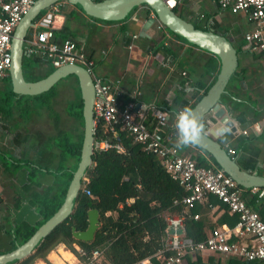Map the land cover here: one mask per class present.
I'll list each match as a JSON object with an SVG mask.
<instances>
[{
    "label": "trees",
    "instance_id": "obj_1",
    "mask_svg": "<svg viewBox=\"0 0 264 264\" xmlns=\"http://www.w3.org/2000/svg\"><path fill=\"white\" fill-rule=\"evenodd\" d=\"M178 1L175 0V6L172 10L182 17L177 10ZM66 4L72 8L68 11H62L61 9L60 12L64 15L65 20L58 29H53V39L58 42L70 39L76 45L68 23L76 17L77 10L81 11V8L78 4L67 2ZM139 7L142 8L143 15H153L151 9L144 4L134 7L129 15ZM89 18L98 20L92 17ZM202 18L203 21L199 23L192 22L195 28L203 30L211 28L213 32L225 36V33L217 29L213 20L207 22V15ZM124 20L98 21L112 23ZM157 23L160 24L158 21ZM161 28L171 36L184 40L181 36L168 31L163 25H161ZM21 68L25 80L35 81L45 77L54 67L47 58L28 54L23 56ZM218 70L219 67L216 74ZM236 73L237 68L230 80ZM216 74L208 84H203L200 81L191 83L193 102L186 105L187 107H191L201 98L213 83ZM67 77L73 79L71 82L66 83L71 89L73 97L66 101L64 113L71 121V125L68 129L59 128L55 134L47 136L49 148L55 147L58 151L57 165L54 168L45 170L53 181L41 191H31L30 204L35 207L39 218L33 224L21 222L13 225L10 231L12 234L11 248L23 243L60 206L78 162L82 140V102L75 77L72 75ZM1 81L6 84L3 96L0 97V120L2 122L7 123V120L12 118L14 113L18 111L15 108L18 104L25 108L23 111H27L26 108L31 106L29 102L33 101L46 111L52 119L54 128H58L59 116L52 107L53 99L58 94V90L55 88L58 81L49 89L37 95L13 93L10 88L8 73ZM226 97V94L221 95L222 102L226 100ZM8 100H12V103L7 104ZM21 110L19 109V113L23 115L20 112ZM103 138H107L112 143H117L121 150L117 151L115 148L93 150L91 164L85 170L80 188L73 198L69 215L47 235L40 238L28 255L5 264H33L37 259L46 264H51L47 261L46 255L59 244H63L80 264H90L86 256L95 248L102 250L101 255L106 262L105 264H131L144 258H149L153 264H158L155 259L157 253L160 252L161 256L172 253L165 246V216L180 214L183 206L179 203H173V200L181 198L184 194L183 188L164 170L156 156L145 153L139 143L133 141L127 133L117 131V139H109L100 123H97L93 132V140ZM196 148L199 149V147ZM2 152L0 151L1 154H3ZM182 155H187L198 165L217 167L210 156L206 155L207 160L193 153ZM24 161V164L32 165V161L28 159ZM35 174L36 170L32 168L29 176V181L32 183L35 182ZM240 188V197L248 206H251L257 199L256 195L248 196L247 191L250 188ZM85 190L89 194H86ZM129 199L132 200L126 203ZM211 206L215 207V211H211ZM92 208L98 210V226L93 239L89 242L75 239L71 235V227H74L75 230H84L87 225V210ZM194 212L198 214L196 219L185 216L183 221L184 235L192 241L203 240L207 231L216 225L221 223L233 225L236 221V215L229 213L227 207L212 195H209L205 202L196 204L192 210V213ZM216 213L220 214L213 220L212 217ZM75 245L84 251L86 255L79 254L74 248ZM214 254L211 252H197L194 255L186 254L183 256L182 264H264V261H244L232 256L223 257V255L218 254L215 256ZM203 255L205 261H202ZM221 256L223 257L222 260ZM190 257H193L194 260H190Z\"/></svg>",
    "mask_w": 264,
    "mask_h": 264
},
{
    "label": "crops",
    "instance_id": "obj_2",
    "mask_svg": "<svg viewBox=\"0 0 264 264\" xmlns=\"http://www.w3.org/2000/svg\"><path fill=\"white\" fill-rule=\"evenodd\" d=\"M71 8L65 2L62 11ZM177 10L191 23H199L207 15V22L213 20L237 50V73L227 83V97L223 102L228 107L236 131L231 132L227 143L218 137L217 141L223 147L234 149L233 157L240 168L264 176V128L259 132L251 128L255 122L264 123V59L249 54L244 47L242 34L249 28L244 13L220 10L217 0H179ZM76 13L68 25L78 48L93 60V72L105 81H118L120 101L125 102L132 97L139 110L152 104L165 111L168 120L162 131L164 134L172 131L175 135L171 143L176 145V111L193 102L192 82L208 84L212 80L219 60L212 53L157 28L154 15H143L141 9L128 15L124 21L112 23L90 19L79 10ZM234 16L243 18L244 24ZM64 20V15H57L53 29H58ZM181 71L186 74L181 75ZM133 91L135 95H132ZM19 119L14 113L7 120V124L9 121L12 123L7 126L0 120V151L4 149L10 153L8 158L0 153V253L11 248L13 225L21 222L33 224L38 220L39 215L30 204L31 191H41L52 183V177L45 170L53 168L47 164H53L58 156L55 147L43 145L48 135L37 138L27 133L25 128L10 127L17 125ZM146 123L150 127L154 124L149 111ZM242 130L246 134H242ZM179 153H193L208 160L206 154L197 148L179 149ZM25 159L32 161V165L24 164ZM32 168L36 170L33 183L29 181ZM250 190L247 191L248 196L253 194ZM250 207L264 220V196L255 199ZM211 211H215V207L211 206ZM219 214L216 213L212 219ZM219 225L231 226L226 223ZM59 247L62 253L55 252L59 261L74 264L75 260V264H80L63 245ZM52 252L46 255V259L56 264L57 261L50 258ZM190 260L194 258L190 257ZM148 261L153 264L150 259ZM202 261H205L204 255ZM34 264L45 263L37 259Z\"/></svg>",
    "mask_w": 264,
    "mask_h": 264
},
{
    "label": "built area",
    "instance_id": "obj_3",
    "mask_svg": "<svg viewBox=\"0 0 264 264\" xmlns=\"http://www.w3.org/2000/svg\"><path fill=\"white\" fill-rule=\"evenodd\" d=\"M33 1L0 0V80L7 76L13 29ZM163 1L170 9L175 6V0ZM64 3L65 1H57L49 5L33 20L23 41L24 50L27 54L47 58L54 68L66 63L83 67L90 74L93 84L91 110L94 128L100 123L109 139H117V131L130 135L145 153L156 156L164 170L183 188L184 194L181 198L173 200V203L183 206L180 214L165 216V246L172 253L167 256L157 253L155 258L158 264H182L184 255H194L197 252L232 256L244 261H264V220L240 197L241 188L220 168L198 165L187 155L179 153L171 143L175 134L172 131L164 134L162 131L168 120L165 111L152 104L144 110H134L135 103L132 99L120 101L121 90L118 81H105L97 76L93 72V60L72 40L64 39L58 42L53 39V22ZM217 5L223 11L244 13L249 25L242 34L244 47L249 54L259 55L264 59V0H217ZM157 28H161V25L158 24ZM132 38H135V35ZM128 47L130 48L131 44ZM185 74L181 71V75ZM135 94L133 91L132 95ZM179 110L181 109L176 113ZM147 111L154 119L152 127L146 123ZM251 128L259 132L264 128V123L255 122ZM241 132L246 134L245 130ZM108 148L121 150L117 143H112L107 138L93 140L92 150ZM224 148L228 155H234V149L227 146ZM250 189L257 198L264 196V188ZM85 193L89 194L87 190ZM209 195L223 203L229 213L235 214L236 221L231 226H214L207 231L203 240L192 241L184 235V218L189 216L196 219L198 214L192 213V210L196 204L205 202ZM74 247L79 254L86 255L78 246ZM101 251L100 248H95L89 252L86 257L90 264L106 263L102 259ZM148 260L144 258L131 264H150Z\"/></svg>",
    "mask_w": 264,
    "mask_h": 264
},
{
    "label": "water",
    "instance_id": "obj_4",
    "mask_svg": "<svg viewBox=\"0 0 264 264\" xmlns=\"http://www.w3.org/2000/svg\"><path fill=\"white\" fill-rule=\"evenodd\" d=\"M57 1L60 0H34L26 13L20 17L10 38V63L7 73L11 91L20 95H37L46 91L55 82L64 77L70 75L75 77L82 102V140L79 158L60 206L23 243L14 248L9 247L3 250L0 253V264L24 258L32 251L40 238L47 235L69 215L73 198L80 188L85 170L91 164L94 123L91 110L93 84L90 74L77 64L66 63L53 68L45 77L35 81H27L22 76V58L28 55L23 46L24 38L29 33L33 20L40 13H43L49 5ZM64 1L69 4H78L84 15L105 21L126 19L134 7L144 4L151 9L156 20L168 31L181 36L189 44L216 56L219 60V70L216 77L201 98L191 106L194 113L198 117H203L207 122L206 135L199 150L212 157L217 167L228 175L237 186L242 188H264V176L250 172L248 169L240 168L235 158L227 154L215 135V127L224 122L231 126L232 133L236 131L230 112H228V107L223 104L221 98L222 94L227 93L226 85L238 64L236 50L226 36L213 32L211 28L206 30L195 28L191 22L178 16L172 9L168 8L163 0ZM133 109H137L136 103ZM86 216V228L84 230H75L74 227H71V235L75 239L89 242L93 239L94 232L98 226V210L89 209Z\"/></svg>",
    "mask_w": 264,
    "mask_h": 264
},
{
    "label": "rangeland",
    "instance_id": "obj_5",
    "mask_svg": "<svg viewBox=\"0 0 264 264\" xmlns=\"http://www.w3.org/2000/svg\"><path fill=\"white\" fill-rule=\"evenodd\" d=\"M138 9H142V8L139 7V8H137V10ZM59 14H61V12H59ZM234 17L236 19H240V24L241 23L244 24L245 20L243 18H239V16H234ZM72 80H73L72 77H64V78L58 80V82L56 84V87H55L56 90H58V94L53 99L52 107H53V110L59 116L58 124H57L58 128H54V126L52 124V119L47 115L46 111L44 109L40 108L38 103H35L33 101L29 102V104H31V106L26 108L27 111H23L25 108L22 105L18 104L17 107H15L16 110L18 109V111H17L18 113H19V109H22L20 112L23 115H21L20 113L18 114L17 112H15V114L17 113V116H19L20 119H19L17 125L13 124L10 127L25 128V131L27 133H29L30 135L35 136L37 138H39V136L44 138L46 135L55 134L56 130L59 129V128L68 129L70 127V125H71L70 124L71 121L66 117V115L64 113V106L66 104V101L73 97V94H71V91H70L71 89L66 84V83L71 82ZM63 83H65L66 85H64ZM5 86H6V84L1 81L0 82V97L3 96V91L5 89ZM9 103H12V100H8L7 104H9ZM9 123H12V121H9ZM8 124L5 122L6 126ZM2 127H4V126H2ZM44 141H45V144H43L44 147H46V145L49 146V142L47 140V136L44 138ZM1 142H2V140H1ZM4 142L5 141H3V143ZM4 144H6V143H4ZM0 145H2V144H0ZM3 151H4V152H2L3 156H6V158H8L10 153L6 152L4 149H3ZM35 160H37V159H35ZM57 162H58V156H57V160H55L53 164H47V167H53L54 168L56 166ZM59 246H61V244L57 245L51 251L57 253V249H58ZM74 262L76 263L75 260H74Z\"/></svg>",
    "mask_w": 264,
    "mask_h": 264
},
{
    "label": "clouds",
    "instance_id": "obj_6",
    "mask_svg": "<svg viewBox=\"0 0 264 264\" xmlns=\"http://www.w3.org/2000/svg\"><path fill=\"white\" fill-rule=\"evenodd\" d=\"M207 122L203 117H198L191 107H184L176 113L175 128L177 131V149L200 147L206 135ZM215 135L225 143L232 132L231 126L221 123L215 127Z\"/></svg>",
    "mask_w": 264,
    "mask_h": 264
},
{
    "label": "bare ground",
    "instance_id": "obj_7",
    "mask_svg": "<svg viewBox=\"0 0 264 264\" xmlns=\"http://www.w3.org/2000/svg\"><path fill=\"white\" fill-rule=\"evenodd\" d=\"M57 253H62V250H60V247L58 248ZM63 253H64V252H63ZM50 258H51L52 260L57 261L56 264H63L61 261H59V259H57V256H56L55 252H54V253L52 252V253L50 254Z\"/></svg>",
    "mask_w": 264,
    "mask_h": 264
}]
</instances>
